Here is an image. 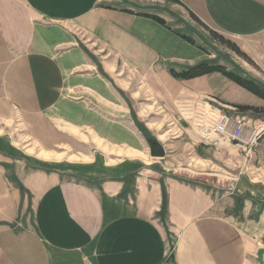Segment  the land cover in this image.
Listing matches in <instances>:
<instances>
[{
  "label": "crops",
  "instance_id": "1",
  "mask_svg": "<svg viewBox=\"0 0 264 264\" xmlns=\"http://www.w3.org/2000/svg\"><path fill=\"white\" fill-rule=\"evenodd\" d=\"M195 22L264 62V0H0V264H260L264 180L247 162L264 165V133L253 154L201 129L215 98L264 132L237 108L264 100L220 73L171 75L222 65L183 39ZM147 96L162 118H143ZM222 165L239 169L228 185Z\"/></svg>",
  "mask_w": 264,
  "mask_h": 264
},
{
  "label": "rangeland",
  "instance_id": "2",
  "mask_svg": "<svg viewBox=\"0 0 264 264\" xmlns=\"http://www.w3.org/2000/svg\"><path fill=\"white\" fill-rule=\"evenodd\" d=\"M173 17L175 19H177L176 18L177 17L176 12H174ZM196 24H197V28L201 31L197 32V35L195 36L197 39L195 40V42L203 47V50H204L206 55H210V54L214 55L213 59L211 60L212 63H218V64L225 65L227 68H230L231 70L237 72L238 74L243 75L244 77L251 78V79L261 83L262 85H264V62L260 56H257L251 50L245 52L240 47H238L237 45L236 46L238 47L240 52L236 53L235 51L229 49L228 45H225L222 43L223 42L222 39H224V41H225L226 38L215 33L214 31H212L208 27L202 25L201 23H196ZM190 34L192 35V33H190ZM254 77H256V78H254ZM147 102L149 103V106L147 105L148 104ZM210 102L212 104H214L215 106L221 108L224 113H226L230 116H236V114H233V113L238 112V110H231V109L227 108L225 105V102L221 101L220 99H218V100L215 98L213 100L210 99ZM141 107L146 108V112L143 113V118L146 121L153 120V118H157V119L162 118V113L151 112V111H154V109H155L154 101H153L152 97H149V96L143 97V101L141 102ZM239 111L243 112L240 109H239ZM246 116L257 117L258 115L246 114ZM258 117H264V116H258ZM155 131H156L155 133H157L158 131L160 132V131H162V128L156 127ZM160 134H161V132H160ZM259 146H257V148ZM237 147H239L240 149H243L244 152H247L241 146H237ZM32 148L34 149V146ZM257 148H255L252 151L253 154H255L257 152V150H258ZM91 149H92V146H90V150ZM57 151L61 152L60 149H57ZM32 152H35V151L32 150ZM71 152H78V151H71ZM244 152H243V155H245ZM77 155L78 154L75 153L74 157L72 159H75L77 161L87 160V158L85 156L76 157ZM241 155H242V150H241L240 155L237 157H241ZM54 156H55V158H53V160H55V159L61 160L65 157L59 153H55ZM247 163H248V168H249L248 173L253 175L254 179L264 180V165L261 163H258L255 156L254 157L250 156ZM187 165H190L192 167L190 160H187ZM201 166H202V173L208 172V170L204 168V167H207L208 165L202 164ZM231 167H233V166H231ZM231 167H226L224 165H222V167L220 166L219 169L214 167L215 170L212 171V173H214L215 175L218 174L216 181L219 184L228 185L227 183L232 182V179H234V177L237 176L236 173H238L239 169L235 166L233 168H231ZM225 171L227 172V174ZM228 173H233V175L232 176L228 175ZM227 178H230V179H227Z\"/></svg>",
  "mask_w": 264,
  "mask_h": 264
},
{
  "label": "trees",
  "instance_id": "3",
  "mask_svg": "<svg viewBox=\"0 0 264 264\" xmlns=\"http://www.w3.org/2000/svg\"><path fill=\"white\" fill-rule=\"evenodd\" d=\"M171 2H176L177 0H169ZM146 18L152 19L153 21L161 24V25H165V21L155 15H142ZM183 39H185L187 42L191 43V44H195V40L192 37H188V36H183ZM223 40V44L228 45V48L235 51L236 53H239L240 50L238 49V47L236 46L235 43L226 40ZM171 75L176 78V79H180V80H191V79H195L207 74H211V73H220L223 76H225L227 79L233 81L235 84H237L238 86H240L241 88L247 90L248 92H250L251 94L257 96L258 98L264 100V85H262L261 83L248 78V77H244L240 74H238L235 71H228L226 69V67L222 66V65H215V64H211L209 62H203L201 64H198L196 66L193 67H189L186 70L183 71H176L174 69H171ZM238 108L243 111H254L256 113H262L264 114V109H258V108H253L250 106H238ZM263 135L259 138V144L258 146L261 144ZM260 147V146H259ZM258 147V148H259ZM257 148V149H258Z\"/></svg>",
  "mask_w": 264,
  "mask_h": 264
},
{
  "label": "built area",
  "instance_id": "4",
  "mask_svg": "<svg viewBox=\"0 0 264 264\" xmlns=\"http://www.w3.org/2000/svg\"><path fill=\"white\" fill-rule=\"evenodd\" d=\"M211 124L201 129L202 141L213 147H219L223 140L241 146L247 152H252L259 144L263 130L251 129L244 121L226 113L208 118Z\"/></svg>",
  "mask_w": 264,
  "mask_h": 264
},
{
  "label": "water",
  "instance_id": "5",
  "mask_svg": "<svg viewBox=\"0 0 264 264\" xmlns=\"http://www.w3.org/2000/svg\"><path fill=\"white\" fill-rule=\"evenodd\" d=\"M148 144L150 146L151 154L153 157L162 158L165 156V151H164L162 145L158 141L153 140V139H149ZM263 254H264V249L260 250L258 253V262L260 264H262Z\"/></svg>",
  "mask_w": 264,
  "mask_h": 264
}]
</instances>
